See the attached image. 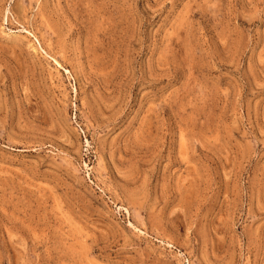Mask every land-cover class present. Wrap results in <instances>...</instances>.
Instances as JSON below:
<instances>
[{
  "label": "rangeland",
  "instance_id": "obj_1",
  "mask_svg": "<svg viewBox=\"0 0 264 264\" xmlns=\"http://www.w3.org/2000/svg\"><path fill=\"white\" fill-rule=\"evenodd\" d=\"M0 264H264V0H0Z\"/></svg>",
  "mask_w": 264,
  "mask_h": 264
}]
</instances>
